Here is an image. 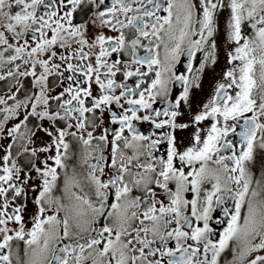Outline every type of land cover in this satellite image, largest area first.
I'll list each match as a JSON object with an SVG mask.
<instances>
[{"label":"snow or ice","instance_id":"6c2138e0","mask_svg":"<svg viewBox=\"0 0 264 264\" xmlns=\"http://www.w3.org/2000/svg\"><path fill=\"white\" fill-rule=\"evenodd\" d=\"M85 5L90 19L74 22ZM223 13L228 66L194 112ZM5 63L36 92L13 106L15 94L0 97V140L11 141L0 144V264H220L230 245L231 264H264V183L247 167L264 150V0H0ZM189 128L185 145L177 133ZM38 132L52 144L30 147ZM68 137L84 146L82 177L67 175ZM58 169L67 202L52 195Z\"/></svg>","mask_w":264,"mask_h":264},{"label":"flooded vegetation","instance_id":"af4514ba","mask_svg":"<svg viewBox=\"0 0 264 264\" xmlns=\"http://www.w3.org/2000/svg\"><path fill=\"white\" fill-rule=\"evenodd\" d=\"M92 13L89 11V8L87 5L83 7V10H78L76 14V20L74 22L76 23H82L90 19ZM227 13H223L220 16V34L217 37V45H218V52H217V62L215 65H211L207 67L204 71V73L201 76L200 80V88L194 89L192 96H191V104H192V110L199 111L203 104L207 103L209 99L214 95L216 87L218 83L222 82L223 80V73L226 71L227 66H228V60H227V51L231 50V46L225 41V36H224V25L226 21ZM91 31V29H90ZM7 55V54H6ZM161 56H163V50L161 49ZM199 58V54H198ZM182 60L184 59L183 57L181 58ZM17 63H20V61H17ZM180 67V70H183L182 66ZM9 70H13L10 65L7 63L3 64V66H0V75H5L6 79L0 80V97H5L7 98L8 96L15 94V101L9 99L8 100V106H13L16 101H23L25 100V97L32 95L34 92H36V88L34 86V82L31 77H7V72ZM17 79L20 80V84L22 87L17 86ZM117 80L118 82H121L120 80V74H117ZM50 86H53L56 84V78L50 77ZM129 84H131V80L127 81ZM58 91L59 89L56 88L54 89ZM177 87V91H178ZM94 95H99V92L95 90L94 86ZM53 106H55L53 104ZM163 106V105H160ZM0 107H4L0 105ZM20 117L16 118L14 117L13 119L9 120L7 123L8 127H11L14 123L19 122V119L23 117L24 114V109L21 108L20 110ZM39 111V108H38ZM182 111H184L183 106H182ZM6 113L0 112V120L3 119L4 115ZM108 113H105V120L104 124L105 126L108 125ZM187 118V112L185 111V116L181 118V121L186 120ZM37 124V121L29 118V122L27 127L30 129H34V126ZM210 126L209 121H205L202 123V127L207 130V128ZM57 127H60L59 124H57ZM112 127H116L113 125ZM137 127L139 131L149 134L151 130V125L148 123H142V124H137ZM91 130V129H90ZM21 131H24V128L21 129ZM193 129L189 128L187 130H184L182 132H178L177 136L178 139H182L183 143L186 145L190 141L191 133ZM239 131V129H237ZM99 134V129H97L96 133L94 135ZM127 134V133H126ZM230 139H237L235 137H232L231 135L229 136ZM32 144L30 147H35V148H42L45 145H51L52 140L45 135L43 132H38L36 136L32 137ZM67 141L70 145L69 148V154L68 158L66 160L67 164V175L71 176L73 175V172L75 171L76 174L80 175L81 177L87 172V165L83 163V157H84V146L82 143L75 138L68 137ZM11 142L10 138L8 141L5 140H0V144L7 145V143ZM95 141H93V146H95ZM166 151V146L161 145L159 148V154L163 155ZM2 154V153H0ZM53 153H39L40 159H44L47 156H51ZM95 155V153H93ZM13 157L15 158V147L13 149ZM30 161H35V158H32L29 156V154H25L23 157L19 158L18 160V166L22 167L27 170V165L30 163ZM2 167V166H0ZM249 171L251 172L253 179L254 180H260L262 183H264V150L257 148L256 151L254 152L253 159L252 161L248 162L247 165ZM60 172V179L57 181L56 188L54 189L52 195L54 198L59 197L61 198L64 202H67V195L64 191V178L65 174L63 170H59ZM107 172V169H106ZM0 174L2 173V170H0ZM23 175V173H21ZM255 187V185H254ZM76 191V189H73ZM85 192L88 191V188L85 187L84 189ZM159 191V190H158ZM136 195H139V192L137 191L135 193ZM34 193H30L29 197L23 200L22 202L26 205L25 210H24V218L25 221H27L26 225V230L31 228V222L30 218L35 215L36 211V205L34 203V200L32 199V196H34ZM161 198H163L161 196ZM21 201H18L20 203ZM230 206V205H229ZM244 211L242 210V215H244ZM215 215V214H214ZM221 218L223 219L222 213L220 214ZM213 227H216V225H213ZM17 247L21 250L20 255L21 258H24V250H25V245L21 241H14L13 242V251L15 253ZM235 250V245H230L229 249H226L225 252L221 256V261L220 264H231L233 260V254ZM15 264V261H14Z\"/></svg>","mask_w":264,"mask_h":264}]
</instances>
